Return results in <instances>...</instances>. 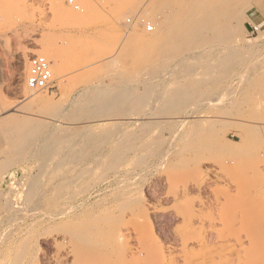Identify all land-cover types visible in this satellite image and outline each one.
I'll list each match as a JSON object with an SVG mask.
<instances>
[{
	"label": "rangeland",
	"instance_id": "rangeland-1",
	"mask_svg": "<svg viewBox=\"0 0 264 264\" xmlns=\"http://www.w3.org/2000/svg\"><path fill=\"white\" fill-rule=\"evenodd\" d=\"M177 1L0 0V264H264L247 149L264 145V11L232 0L219 32L171 47L170 7L212 0ZM34 54L51 90L27 86Z\"/></svg>",
	"mask_w": 264,
	"mask_h": 264
},
{
	"label": "bare ground",
	"instance_id": "bare-ground-1",
	"mask_svg": "<svg viewBox=\"0 0 264 264\" xmlns=\"http://www.w3.org/2000/svg\"><path fill=\"white\" fill-rule=\"evenodd\" d=\"M136 1H138V0H107V2H108V4H111L113 7L112 8H117V6L119 5V6H126V5H132L133 6V4L136 2ZM143 1V0H142ZM177 1V0H176ZM185 1V0H184ZM196 1V0H195ZM232 0H222L221 2H219L218 0L216 1V0H212V1H209V2H202V3H196L195 5L193 4V6H190L189 5V7L188 8H185L184 6H186V5H184V6H182V5H180L179 6V4L180 3H182L183 1L181 0V2L178 4V9L176 10V9H172V10H170L171 9V7H170V9H169V13H165L166 15H165V17H164V20H163V23H162V26L161 27H159V29H157V33L159 32H163V36H164V39H166V40H164V41H167V45L168 46H171V44H173V46L174 45H184V43H188L187 41L190 39V38H192V37H194V36H198V35H200V33H202L203 31H205V30H207V29H211V30H217L216 32H219L218 31V29L220 28L219 27V25L220 24H217V23H220V22H218L219 20V18L220 17H222V16H224V15H226L227 16V11H230V9H229V6H230V4L231 3H233V2H231ZM242 1V0H241ZM241 1H239V5H243V4H240V2ZM248 1V0H247ZM178 2V1H177ZM198 2V1H197ZM236 2V1H235ZM234 2V3H235ZM238 2V1H237ZM244 2V1H243ZM242 2V3H243ZM164 3V2H163ZM246 3H249V2H246ZM166 4V3H165ZM184 4V3H183ZM237 5H238V3H237ZM182 6V8L180 9V7ZM244 6H246L245 4H244ZM131 7V6H130ZM158 7V6H157ZM231 7V6H230ZM233 7V6H232ZM240 7V6H239ZM154 8V7H153ZM174 8V7H173ZM233 8H235V5H234V7ZM155 9H156V6H155ZM229 9V10H228ZM232 9V8H231ZM239 9V8H238ZM233 10V9H232ZM234 10H236L237 11V9L235 8ZM241 10L242 9H240V12H241ZM225 11L227 12L226 14H224L225 13ZM239 12V11H238ZM238 12H237V14H238ZM230 13V12H229ZM232 13V12H231ZM244 13V12H243ZM236 14V15H237ZM240 15V14H239ZM226 16H225V18H226ZM232 16V15H231ZM228 18V17H227ZM226 18V19H227ZM224 19V18H223ZM230 19V18H229ZM218 20V21H217ZM229 21V20H228ZM231 21V20H230ZM227 22V21H226ZM223 24V23H222ZM154 28V27H153ZM227 29V28H226ZM154 30V29H153ZM208 31V30H207ZM221 31V30H220ZM208 33V32H207ZM203 34V33H202ZM201 34V35H202ZM206 34V33H205ZM230 34V33H229ZM216 35V34H215ZM228 35V34H227ZM204 36V35H203ZM206 36H209L210 37V35H206ZM206 36L205 37H203V38H206ZM228 37H230V35L228 36ZM200 39H201V37H200ZM214 39V38H213ZM163 40V39H162ZM191 40V39H190ZM199 40V39H198ZM227 40V39H226ZM191 42H193V41H191ZM164 43H166V42H164ZM169 43H171V44H169ZM194 43H195V40H194ZM189 44V43H188ZM191 44V43H190ZM193 44V43H192ZM198 44V43H197ZM201 44V43H200ZM213 44V43H212ZM223 44V43H222ZM165 46H167L166 44H164ZM182 45V46H183ZM194 45V44H193ZM189 46V45H188ZM213 46H215V44H213ZM218 46V45H217ZM217 46H215V47H217ZM253 46V45H252ZM172 47V46H171ZM200 47H202V46H200ZM204 47V46H203ZM215 47H213V48H215ZM221 47V46H220ZM225 47V46H224ZM165 48V47H164ZM169 48V47H168ZM189 48V47H188ZM208 48H209V46H208ZM244 48V47H243ZM258 48V47H257ZM157 49V48H156ZM170 49V48H169ZM187 49V48H186ZM198 49V48H197ZM204 49V48H203ZM224 49V48H223ZM232 49V48H231ZM165 50V49H164ZM178 50H179V48H178ZM188 50V49H187ZM196 50V49H195ZM210 50H212V49H210ZM218 50V49H217ZM229 50V49H228ZM162 51H163V49H162ZM194 51V50H193ZM193 51H191V52H193ZM226 51H227V49H226ZM245 51V50H244ZM160 52H161V50H160ZM181 52V51H180ZM183 52V51H182ZM189 52V51H188ZM209 52V51H208ZM216 52V51H215ZM165 53H167V52H165ZM172 53V52H171ZM170 53V54H171ZM175 53V52H174ZM187 53V52H186ZM234 53H236V52H234ZM164 54V53H163ZM169 54V55H170ZM188 54V53H187ZM197 54V53H196ZM198 54H199V52H198ZM204 54H207V53H204ZM218 54V53H217ZM230 54V53H229ZM232 54H233V52H232ZM237 54V53H236ZM253 54H254V52H253ZM44 55H45V53H44ZM157 55H158V53H157ZM183 55V54H182ZM200 55V54H199ZM203 55V54H202ZM231 55V54H230ZM153 56H154V54H153ZM167 56V55H166ZM184 56V55H183ZM226 56V55H225ZM228 56V55H227ZM232 56V55H231ZM240 56V55H239ZM243 56V55H242ZM155 57H156V55H155ZM154 57V58H155ZM163 58V57H162ZM197 58V57H196ZM222 58V57H221ZM226 58V57H225ZM238 60H239V57L237 56L236 57ZM249 58V57H248ZM152 59V58H151ZM179 59V58H178ZM191 59V58H190ZM206 59V58H205ZM204 59V60H205ZM236 59V60H237ZM249 59H251V58H249ZM159 60V59H158ZM179 60H181V59H179ZM198 60H200L199 58H198ZM209 60V59H208ZM213 60H214V58H213ZM221 60V59H220ZM167 61V60H166ZM217 61V60H216ZM246 61V60H245ZM174 62V61H173ZM180 62V61H179ZM210 62V61H209ZM243 62V61H242ZM166 63V62H165ZM176 63V62H175ZM201 63H203V62H201ZM201 63H200V66H201ZM208 63V62H207ZM235 63V62H234ZM261 63V62H260ZM264 63V62H263ZM164 64V63H163ZM178 64V63H177ZM233 64V63H232ZM161 65V64H160ZM170 65H172V64H170ZM179 65V64H178ZM197 65H199V64H196L195 66H197ZM220 64H218V66H219ZM231 65V64H230ZM241 65V64H240ZM184 66V65H183ZM213 66V65H212ZM223 66V65H222ZM228 66V65H227ZM152 67V66H151ZM180 67H181V65H180ZM205 67V66H204ZM224 67H226V66H224ZM251 67V66H250ZM253 67V66H252ZM150 68V67H149ZM169 68V67H168ZM195 68V67H194ZM181 69V68H180ZM202 69V68H201ZM220 69V68H219ZM185 70V69H184ZM203 70V69H202ZM207 70H209V69H207ZM215 70V69H214ZM250 70V69H249ZM152 71V70H151ZM57 72V71H56ZM55 72V73H56ZM177 72V71H176ZM176 72H175V74H176ZM208 72V71H207ZM254 72V71H253ZM169 73H171V72H169ZM186 73H188V72H186ZM152 74V73H151ZM164 74V73H163ZM179 74V73H178ZM181 74V73H180ZM209 74V73H208ZM240 74V73H239ZM239 74L237 75V77H239ZM245 74V73H244ZM162 75V74H161ZM210 75V74H209ZM160 76V75H159ZM168 76V75H167ZM167 76H166V78H167ZM170 76V75H169ZM165 77V76H164ZM172 77V76H171ZM180 77V76H179ZM170 78V77H169ZM173 78H175V77H173ZM204 78H206V77H204ZM241 78V77H240ZM242 78H246V77H242ZM242 78H241V80H242ZM143 79V78H142ZM179 79V78H178ZM197 79V78H196ZM160 80V79H159ZM163 80V79H162ZM238 80H240V79H238ZM170 81V80H169ZM171 81H173V80H171ZM140 82V81H139ZM159 82V81H158ZM197 82V81H196ZM140 83H142V82H140ZM187 83V82H186ZM192 83H194V82H192ZM131 84V83H130ZM156 84V83H155ZM190 85V84H189ZM156 86H158L157 84H156ZM167 86H169V84L167 85ZM173 86V85H172ZM145 87V86H144ZM165 87H166V85H165ZM178 87V86H177ZM182 87V86H181ZM154 88V87H153ZM159 88V87H158ZM174 88V87H173ZM125 89V88H124ZM132 89V88H131ZM157 89V88H156ZM175 89V88H174ZM121 90V89H120ZM130 90V89H129ZM134 90V89H133ZM143 90H144V88H143ZM172 90V89H171ZM122 91V90H121ZM146 91V90H145ZM144 91V92H145ZM160 91V90H159ZM95 92V91H94ZM140 92V91H139ZM93 93V92H92ZM125 93V92H124ZM123 93V94H124ZM129 93V92H128ZM132 93H133V91H132ZM137 93V92H136ZM142 93V92H141ZM147 95H148V93L147 92H145ZM144 93V94H145ZM159 93V92H158ZM162 94L164 93V92H161ZM178 93H179V91H178ZM170 94H171V92H170ZM116 95L117 96H115V99L113 98V100H119V98H120V96L116 93ZM125 95V94H124ZM149 95H150V93H149ZM172 95V94H171ZM174 95V94H173ZM179 95V94H178ZM133 96H135V95H133ZM138 96V95H137ZM155 96H156V94H155ZM161 96V95H160ZM124 97V96H123ZM148 97V96H147ZM154 97V96H153ZM157 97H158V95H157ZM165 97V96H164ZM100 98V97H99ZM156 98V97H155ZM158 98H161V97H158ZM177 98H178V96H177ZM165 99V98H164ZM171 99V98H170ZM126 100H128V99H126ZM132 100V99H131ZM148 100V99H147ZM160 100V99H159ZM166 100H167V98H166ZM106 101V100H105ZM111 101V100H110ZM133 101V100H132ZM170 101V100H169ZM168 101V102H169ZM40 102V101H39ZM156 102V101H155ZM164 102V101H163ZM137 103V102H136ZM149 103V102H148ZM153 103V102H152ZM113 104V103H112ZM133 104V103H132ZM165 104H166V102H165ZM131 105V104H130ZM129 105V106H130ZM118 106V105H117ZM116 106V107H117ZM163 106V105H162ZM132 107V106H131ZM126 108V107H125ZM131 109V108H130ZM162 111V110H161ZM145 113V112H144ZM189 114H190V112H188ZM189 115L188 114H185V117H183V118H181V119H183L184 121H185V119L188 117ZM143 120V119H142ZM186 122V121H185ZM53 127V126H52ZM110 127V126H109ZM91 128V127H90ZM89 128V129H90ZM108 128V127H107ZM136 128V127H135ZM67 129H69V128H67ZM67 129H66V131H67ZM71 129V128H70ZM116 129V128H115ZM105 130V129H104ZM127 130V129H126ZM125 129H124V131H126ZM56 131V130H55ZM106 131V130H105ZM111 131V130H110ZM61 133V132H60ZM59 133V134H60ZM100 133V132H99ZM118 133H120V134H122L121 132H118ZM57 134V133H56ZM102 134V133H101ZM61 135V134H60ZM65 135V134H64ZM94 135V134H93ZM53 136V135H52ZM59 136V135H58ZM98 136V135H97ZM96 136V137H97ZM107 136V135H106ZM106 136H105V138H106ZM76 138V137H75ZM90 138V137H89ZM103 138V137H102ZM73 139V138H72ZM137 139V138H136ZM255 139H257V138H255ZM259 139V138H258ZM262 139V138H261ZM263 140V139H262ZM87 141V140H86ZM98 141V140H97ZM261 141V140H260ZM260 141H258V140H254V141H252V142H250L249 143V148H247V149H249V152H250V155H252L253 156V158L256 160H260V162L262 163L261 165H263V167H264V153H263V142H260ZM74 142V141H73ZM81 142V141H80ZM66 143V142H65ZM123 143V142H122ZM78 144V143H77ZM248 144V143H247ZM96 145H97V143H96ZM51 146V145H50ZM99 146V145H98ZM98 146H97V148H98ZM71 147V146H70ZM69 147V148H70ZM51 148V147H50ZM96 147H95V149H97ZM79 151H81V150H79ZM83 151V150H82ZM115 151V150H114ZM85 152V151H84ZM101 152V151H100ZM70 153V152H69ZM82 153V152H81ZM112 154V153H111ZM97 155V154H96ZM95 155V156H96ZM162 155V154H161ZM64 156V155H63ZM75 156V155H74ZM106 156V155H105ZM164 156H165V154H164ZM92 157V156H91ZM97 158H98V156H97ZM109 158V157H108ZM74 159V158H73ZM104 159V158H103ZM104 160H106V159H104ZM103 160V161H104ZM95 161V160H94ZM78 162V161H77ZM82 162V161H81ZM105 162V161H104ZM106 163V162H105ZM64 166V165H63ZM83 166V165H82ZM90 166V165H89ZM104 166V165H103ZM260 166V165H259ZM70 167H72V166H70ZM59 168V167H58ZM88 168V167H87ZM259 168V167H258ZM53 169V168H52ZM89 171V170H88ZM95 171V170H94ZM91 172V171H90ZM86 173H87V171H86ZM21 177V176H20ZM41 178V177H40ZM69 179V178H68ZM13 191V190H12ZM31 192V191H30ZM37 194H38V191H37ZM11 198V197H10ZM5 201H6V199H5ZM264 203V202H263ZM261 205V204H260ZM264 205V204H263ZM262 205V206H263ZM263 208V207H262ZM17 209V208H16ZM226 223V222H225ZM226 225V224H225ZM229 225V224H228ZM228 227V226H227ZM25 236V235H24ZM249 236V235H248ZM255 236V235H254ZM231 237V236H230ZM251 237V236H250ZM1 238V237H0ZM227 238V237H226ZM225 238V239H226ZM229 238V237H228ZM252 238V237H251ZM250 238V239H251ZM255 238V237H254ZM257 239V241H258V237H256ZM28 239V238H27ZM253 240H255V239H253ZM252 240V241H253ZM224 241H226L227 242V240H224ZM233 241V240H232ZM232 241H231V243H232ZM235 241H237V240H235ZM241 241V240H240ZM29 242V241H28ZM27 242V243H28ZM223 243V241H222V243L226 246V248L227 247H231V243H229L230 241H228L227 243ZM256 242V241H255ZM26 243V244H27ZM236 242H234V244H235ZM252 243V242H251ZM24 244V243H23ZM238 245V244H237ZM242 245H243V242H242ZM253 245V244H252ZM28 246V245H27ZM223 246V245H222ZM24 247H26V245L24 246ZM235 247V246H234ZM225 248V249H226ZM232 248H233V246H232ZM251 248V247H250ZM19 249V248H18ZM229 249H231V248H228V250ZM234 249V248H233ZM252 249H254L253 247H252ZM256 249V248H255ZM254 249V250H255ZM21 250V249H20ZM26 250V249H25ZM232 250V249H231ZM257 250V249H256ZM262 250V249H261ZM22 252H24V249H23V251ZM21 252V253H22ZM253 252V251H252ZM256 252V251H255ZM223 253V252H222ZM258 253V252H257ZM225 254V253H224ZM252 255H254V257L256 256L255 254L256 253H251ZM259 254V253H258ZM223 255V254H222ZM261 255V254H260ZM16 256V255H15ZM251 256V255H250ZM263 256H264V254H263ZM222 257V256H221ZM253 257V258H254ZM23 258V257H22ZM252 258V257H251ZM258 258V260H260L259 258L260 257H257ZM256 258V259H257ZM264 258V257H263ZM224 260H226L225 258H224ZM228 260V259H227ZM29 261V260H28ZM21 263H22V261H21ZM25 264V263H24ZM245 264H246V262H245Z\"/></svg>",
	"mask_w": 264,
	"mask_h": 264
},
{
	"label": "built area",
	"instance_id": "built-area-1",
	"mask_svg": "<svg viewBox=\"0 0 264 264\" xmlns=\"http://www.w3.org/2000/svg\"><path fill=\"white\" fill-rule=\"evenodd\" d=\"M67 3L72 5L75 9L81 8L79 0H67ZM131 21V20H129ZM146 30L152 31L153 26L143 20ZM259 26H253V33L258 32ZM27 86L36 92L51 90L53 88V69L52 61L42 54H34L29 58V69L26 77ZM264 153V146H263Z\"/></svg>",
	"mask_w": 264,
	"mask_h": 264
},
{
	"label": "crops",
	"instance_id": "crops-1",
	"mask_svg": "<svg viewBox=\"0 0 264 264\" xmlns=\"http://www.w3.org/2000/svg\"><path fill=\"white\" fill-rule=\"evenodd\" d=\"M253 4L256 11H259L260 13L264 11V0H253Z\"/></svg>",
	"mask_w": 264,
	"mask_h": 264
}]
</instances>
